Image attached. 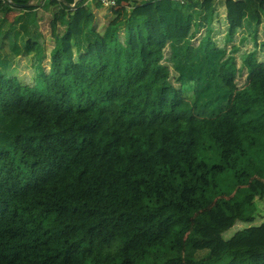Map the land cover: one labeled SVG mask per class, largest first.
I'll list each match as a JSON object with an SVG mask.
<instances>
[{
    "label": "trees",
    "instance_id": "1",
    "mask_svg": "<svg viewBox=\"0 0 264 264\" xmlns=\"http://www.w3.org/2000/svg\"><path fill=\"white\" fill-rule=\"evenodd\" d=\"M29 1L0 0V264H264V225L223 237L264 198V60L239 86L228 49L240 29L257 42L264 0L242 21L225 0V45L216 0H117L102 30L88 0H55L49 72Z\"/></svg>",
    "mask_w": 264,
    "mask_h": 264
},
{
    "label": "rangeland",
    "instance_id": "2",
    "mask_svg": "<svg viewBox=\"0 0 264 264\" xmlns=\"http://www.w3.org/2000/svg\"><path fill=\"white\" fill-rule=\"evenodd\" d=\"M41 1V2H40ZM37 2V5L42 7L41 9V24L40 28L41 31L44 34V38L42 40L43 48L46 53V58L43 62V67L46 72H49L50 70V53L55 45V39L52 35V22L55 20L58 24V31L59 33H63L65 30V26L60 23V15H61V9L60 5L54 2H52L49 7L44 6L45 1L40 0ZM80 1V0H79ZM88 3L92 6L93 13L91 15V20L94 23V26L98 30H102L107 24L116 22L118 18H122V13L125 9H127V4L125 7H106L102 5L98 0H88ZM33 5H36L33 2ZM36 5V6H37ZM38 7V8H40ZM18 13V11L11 12L8 17L10 20L13 19V17ZM3 14L0 12V18H2ZM217 30L219 33L215 32L213 34L214 40L219 45H225L226 42L224 40V35L222 30V22L217 25ZM203 35H199L193 39V42L195 44L199 43V40L201 39ZM241 30L236 34V38L233 43L228 44V49L231 50L232 46L235 44L239 47V51L234 53V56L236 57V61L238 66L240 67L239 73L237 75V83L239 86L243 85L246 82L247 79V68L243 65V59H245L249 53L252 51L257 50L258 56L260 60H264V50L261 46V43L264 39V30H262V33L259 34V38L256 42V38L254 34H251L245 42L241 41ZM166 56L167 58L170 56V50H166ZM35 59L33 57H21L18 59L15 65L10 70V73L12 75H16L18 78L21 79L24 83L29 84H35L36 75L38 73V68L35 63ZM167 65H171V63L168 61V59L165 61ZM176 73L172 70V81L175 85L179 86L178 82L176 81ZM264 225V198H257L256 199V213H255V220L253 222H243V221H237V223L229 230L224 232L223 237L225 240L232 239L238 232L248 229L251 226L259 227Z\"/></svg>",
    "mask_w": 264,
    "mask_h": 264
},
{
    "label": "crops",
    "instance_id": "3",
    "mask_svg": "<svg viewBox=\"0 0 264 264\" xmlns=\"http://www.w3.org/2000/svg\"><path fill=\"white\" fill-rule=\"evenodd\" d=\"M38 1H40V0H33V2L36 5H37V2ZM235 2H236V5H235V13H236V16H237V20L238 21L239 20L242 21V16H243L242 13H243V10H244L243 0H235ZM216 5H217V8H216V12H215V15H214V21H213V34L215 32L219 33V31L217 30V25L222 22V28L224 29V31L222 30V32H223V35H224V40H225V42H227L226 41V36H227V31H228V25H229V23H228V20H227V9H226V6H225V0H216ZM121 6L125 7V4L124 5H120L119 4L116 7H121ZM41 9H42V7H40V8L37 9L39 24H41V21H40V19H41ZM119 20H121V18H118L117 19V21H119ZM241 26H240V28H241ZM40 30H41V28H40ZM205 34H206V31L202 29L201 32L198 34V36L199 35L200 36L201 35H205ZM243 34H245V36H248L249 35L248 31L247 32L246 31L245 32L243 31ZM253 34H255V33H253Z\"/></svg>",
    "mask_w": 264,
    "mask_h": 264
},
{
    "label": "built area",
    "instance_id": "4",
    "mask_svg": "<svg viewBox=\"0 0 264 264\" xmlns=\"http://www.w3.org/2000/svg\"><path fill=\"white\" fill-rule=\"evenodd\" d=\"M102 5L106 6V7H116L118 6V2L117 0H98ZM171 1H179L181 3H187L190 0H171ZM200 1H204V0H200Z\"/></svg>",
    "mask_w": 264,
    "mask_h": 264
},
{
    "label": "water",
    "instance_id": "5",
    "mask_svg": "<svg viewBox=\"0 0 264 264\" xmlns=\"http://www.w3.org/2000/svg\"><path fill=\"white\" fill-rule=\"evenodd\" d=\"M78 2H79V1H77V2L75 3V5H77ZM75 5H74V6H75ZM31 6H33V0H30L28 3L22 5V7H25V8H29V7H31Z\"/></svg>",
    "mask_w": 264,
    "mask_h": 264
}]
</instances>
